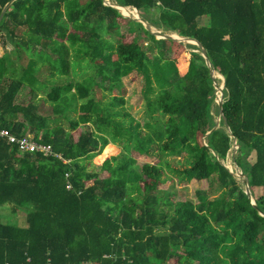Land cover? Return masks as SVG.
<instances>
[{"label": "trees", "instance_id": "obj_1", "mask_svg": "<svg viewBox=\"0 0 264 264\" xmlns=\"http://www.w3.org/2000/svg\"><path fill=\"white\" fill-rule=\"evenodd\" d=\"M7 1L0 0V12ZM113 1L136 8L163 33L202 44L225 80L226 122L214 128L216 89L196 45L177 55L181 42L156 38L103 0H13L0 20L14 44L0 55V127L31 133L66 161L0 138V205L23 211L26 221H0V264H264V0ZM152 8L155 19L147 14ZM86 59L90 74L69 79ZM131 72L143 81L142 123L121 94ZM61 78L68 79L55 82ZM25 89L45 94L52 113L18 99ZM79 125L86 128L73 137ZM234 140L233 161L256 207L223 163ZM113 144L121 150L100 164L106 175L88 170ZM131 151L158 161L138 166ZM167 156L184 160L175 166ZM173 177L214 179L218 191L196 189L195 200L174 201L158 187Z\"/></svg>", "mask_w": 264, "mask_h": 264}, {"label": "rangeland", "instance_id": "obj_2", "mask_svg": "<svg viewBox=\"0 0 264 264\" xmlns=\"http://www.w3.org/2000/svg\"><path fill=\"white\" fill-rule=\"evenodd\" d=\"M113 1V0H110ZM114 2V1H113ZM131 11H135L134 9L130 8ZM137 12V14L140 15L139 11H135ZM121 13H123L121 11ZM124 16L123 17H128L125 16L127 14L123 13ZM147 14L149 15V17L151 19H155L157 16V9L156 8H152L150 10L147 11ZM141 16V15H140ZM121 24L119 27V32L120 34H123L122 39L123 41H128L130 40V38L132 37L131 34L127 33V27L128 25L125 24V20L124 19H119ZM204 19H198V23H203ZM154 27V26H153ZM155 28V27H154ZM160 30V29H159ZM162 32V30H161ZM179 42V41H177ZM143 44H145V42H142ZM182 45H175V53L177 55H181L180 52L181 50L179 49H184V50H192L189 47H187V44L190 43H183L181 42ZM193 45V44H192ZM14 47L13 42L11 41L10 37L8 36V33L5 30H2L0 32V49L5 51L3 52L1 55L8 53L10 50H12V48ZM197 51V50H196ZM69 59H73L72 57V53L69 50ZM179 58V57H178ZM86 60H80L79 63L74 64V67L72 69L71 67V74L69 75V79L74 78L75 80H82L83 78L87 77L90 72L91 69L87 66L86 64ZM215 76V84L217 85V87H221V78L219 76H217V74H214ZM52 77L51 76H47V78H44V80L47 83V85L49 86L50 84L53 83V81H51ZM68 78H61L60 80H55L56 83L59 82H65ZM96 81H100V78L96 77L95 79ZM54 82V83H55ZM108 84V82L103 81L102 82V86L105 87ZM143 84V81L140 77V75H138L136 72H131L130 74H128L127 76H124L122 78V92L121 94L124 96L125 99V109L131 114L133 115L136 119H138L141 123L144 121V100L141 96L140 90H141V86ZM103 90V89H102ZM115 94L117 93L116 90L113 91ZM95 96L97 98H99L102 94L101 90H96V92L94 93ZM221 93L219 91H216V96L213 102V108H212V112L215 115V111L214 108L215 106H217V100L218 98L220 99V97H222V95H220ZM36 97H34L33 94L29 93L28 89H25L23 91V93H19L18 95V99H23V101L25 103L28 102H33L38 106V111L40 113L43 114H48V113H52V105L47 101V100H42L45 98V94H43L42 92H38L37 95H35ZM80 102V100H79ZM218 120V115H215V121ZM63 126L66 128L67 127V123L63 122ZM86 126L85 125H79L78 128L76 130H74L72 132L73 137H76V135L83 129H85ZM26 134L32 135L31 133L26 132ZM114 147H112L111 149H109V151L107 153H104L105 148L103 149L102 153L100 155H97L93 158H91L87 164V169L88 170H92V171H96L99 172L100 176H104L106 175L105 171H100V164L102 163V161L111 156V155H115L117 153L120 152L121 148L116 145ZM131 155L135 158L136 160V164L138 166H140L142 163L144 162H151V163H156L158 161V157L157 155H146V154H139L136 151H131ZM233 155H234V151H230L227 154L226 159L223 161V163L226 165V167L229 170H232L234 173L236 172H241V170L239 169V167L234 163L233 161ZM253 156L250 157V159H252ZM165 159H167L168 161H170L172 163V165L177 166L179 161H183L184 157L183 156H167L165 157ZM236 178L238 179V181L240 182V179H242L241 177H239L236 174ZM240 184H242L240 182ZM243 186V184H242ZM161 189H164L168 192H170V199L174 200V201H179V200H185V199H192L195 200V191L196 189H208L211 194L214 195L217 193L218 191V183L213 179L211 180H201V181H196V180H191L187 183H178L176 181V179L170 178L168 180H166L165 182H162L159 184L158 186ZM262 193V189H256L255 190V196H258ZM0 221L6 224H14V225H19V226H25L26 225V221H25V213L21 210H16L13 208L12 205L10 204H4V205H0Z\"/></svg>", "mask_w": 264, "mask_h": 264}, {"label": "water", "instance_id": "obj_3", "mask_svg": "<svg viewBox=\"0 0 264 264\" xmlns=\"http://www.w3.org/2000/svg\"><path fill=\"white\" fill-rule=\"evenodd\" d=\"M12 1H13V0H9V1H7V2L5 3V5L3 6V8H2V10H1V12H0V20H1L2 16H3L4 12L6 11V9H7L8 6L11 4ZM103 3H104L105 5H109V6L113 7V8H115V9L118 10L120 13H121V11H120L119 8H127V7H130V6H120V5H118L117 3L113 2V1H109V0H103ZM131 8H132V7H131ZM133 9H134L135 11H137L136 8H133ZM121 14L124 16L123 13H121ZM125 16H128V18L140 22V23L144 26L145 29H147V30L150 31L152 34H154V35L156 36V38H158V39H160V38H163V39H171V40H175V41H179V42H183V43H190V44L196 45V46L199 48V50H200V52H201V55H202V57H203L204 60H205V64H206L207 67L209 68V72H210V75H211V77H212V79H213V81H214V85H215V89H216V91H219V92L221 93L220 95H222V89H223V87H224V82H225L224 77H223L221 74H219L218 72H216V71H214L213 69H211V64H210L209 58H208V56H207L206 50H205V48L202 46V44H201L199 41H197V40L194 39V38L179 36V35H177V34H175V33H170V34H168V33H163V32H161V30L156 29V28L152 27L151 25H149V23L147 22V20H145V19H144L143 17H141L139 14H138L137 17L129 16V15H125ZM215 73L219 74V76H220V78H221V87H219V88H218L217 85L215 84V76H214ZM216 102H217V106H218V120L216 121V125L214 126V128L218 126V122H219V119H220V118H222L223 121L226 122V119H225V117L223 116V110H222V103H223V99H222V97H220V99L218 98V100H217ZM226 127L228 128L227 124H226ZM232 151H234V153H235V151H236V140H234V142H233V145H232ZM229 171H230L231 174H233L234 176H236V174H237L239 177L242 178V180H243V182H244V183H243V186H244V192H245V194L247 195L248 199L250 200V203H251L254 207H256V206H255L254 198L252 197V194H251V191H250V187H249V183H248V179H247V177L244 176V175L242 174V172H236V173H234L232 170H229ZM259 214H260V215H263V213H262L261 211L259 212Z\"/></svg>", "mask_w": 264, "mask_h": 264}, {"label": "built area", "instance_id": "obj_4", "mask_svg": "<svg viewBox=\"0 0 264 264\" xmlns=\"http://www.w3.org/2000/svg\"><path fill=\"white\" fill-rule=\"evenodd\" d=\"M0 138H4L8 143L14 144L17 146L18 150L21 152H41L44 155H54L57 158L62 159V161H66L61 157L60 154H56L52 152L51 146L49 144L40 143L34 140L32 135L29 134H23V135H15L12 133L9 129L5 127H0ZM65 176H68L66 173ZM71 184L68 182L66 184V188H70ZM29 258H27V261ZM8 264V263H7ZM31 264V263H26ZM45 264H51L48 260ZM79 264H95L91 261H84Z\"/></svg>", "mask_w": 264, "mask_h": 264}, {"label": "bare ground", "instance_id": "obj_5", "mask_svg": "<svg viewBox=\"0 0 264 264\" xmlns=\"http://www.w3.org/2000/svg\"><path fill=\"white\" fill-rule=\"evenodd\" d=\"M109 1H110V0H109ZM119 9H120V11H122L123 13H125V14H127V15H129V16H134V17H137V16H138V14H137L136 12H131V11L125 9V8H119ZM240 182H241L242 184L244 183L242 179H240Z\"/></svg>", "mask_w": 264, "mask_h": 264}, {"label": "crops", "instance_id": "obj_6", "mask_svg": "<svg viewBox=\"0 0 264 264\" xmlns=\"http://www.w3.org/2000/svg\"><path fill=\"white\" fill-rule=\"evenodd\" d=\"M3 52H5V51H3V50L0 49V55H1Z\"/></svg>", "mask_w": 264, "mask_h": 264}]
</instances>
